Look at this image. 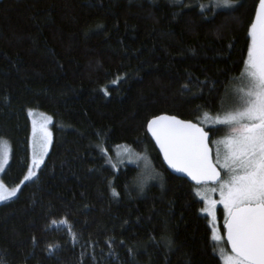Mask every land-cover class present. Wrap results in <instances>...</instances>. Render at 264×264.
I'll use <instances>...</instances> for the list:
<instances>
[{
    "label": "trees",
    "instance_id": "trees-1",
    "mask_svg": "<svg viewBox=\"0 0 264 264\" xmlns=\"http://www.w3.org/2000/svg\"><path fill=\"white\" fill-rule=\"evenodd\" d=\"M206 1L0 0L5 187L30 165L28 110L52 119L36 177L0 204V264H222L197 187L165 169L146 133L160 114L218 116L243 72L259 0ZM210 128L212 141L226 135ZM121 146L159 178L141 190L136 165L114 170L107 155Z\"/></svg>",
    "mask_w": 264,
    "mask_h": 264
},
{
    "label": "snow or ice",
    "instance_id": "snow-or-ice-1",
    "mask_svg": "<svg viewBox=\"0 0 264 264\" xmlns=\"http://www.w3.org/2000/svg\"><path fill=\"white\" fill-rule=\"evenodd\" d=\"M218 3L235 6L233 0H218ZM248 35L250 44L241 74L243 86L234 89L233 94L226 93L233 105L222 117L205 114L206 120L227 127L228 134L222 140H211V128L205 130L199 123L175 116H157L147 124V131L159 145L170 168L186 173L197 185L218 184L219 203L223 204L226 217L224 228L232 252L226 256L225 264H264V0H259ZM210 143L217 145L214 156ZM50 144L51 133L44 129L43 136L37 138L34 126L32 160L24 181L36 175ZM7 159L5 152L0 160V171ZM153 178H159V174ZM144 186L141 180L138 187L143 190ZM19 190L17 186L9 191L0 182V202L15 197ZM216 190L215 187L207 189ZM113 195H118L114 188ZM197 195L207 202L206 211L214 218L212 209L217 201L202 195L199 189ZM61 223L66 224V221ZM52 225L57 227L56 221H52ZM211 238L213 241L222 239L215 231ZM167 243L171 245L172 241Z\"/></svg>",
    "mask_w": 264,
    "mask_h": 264
},
{
    "label": "rangeland",
    "instance_id": "rangeland-1",
    "mask_svg": "<svg viewBox=\"0 0 264 264\" xmlns=\"http://www.w3.org/2000/svg\"><path fill=\"white\" fill-rule=\"evenodd\" d=\"M233 3L235 5V2H233ZM201 7L202 8L212 7L214 9H230V8H232V7L223 6L222 3H218V0H207L206 2H204L202 4ZM244 70H245V67L243 69V72H244ZM242 86H243V81H242L241 76H240V78L237 81H235L233 83V85L231 86L229 94H233L234 89L242 87ZM232 105H233V100L229 99L228 95H227L225 97V100H224L225 110L221 114H219L218 116L222 117L224 112L226 110H229ZM27 115H28L29 124H30V165H31L32 151H33V149H32L33 127L35 126L37 138H41L43 136V130L44 129H47V131H49L51 133L52 119L50 116H48V115H46V114H44V113H42L36 109H29L27 112ZM210 117H212V116H210ZM215 117H213V118H215ZM199 124H201V126L205 127V129H208L210 127L223 126V125H216L213 123L212 120H206L205 117L202 118V120L199 122ZM227 134H228V129L226 131V135ZM226 135H224L223 137H221L217 140H222ZM217 140H215V141H217ZM51 142H52V135H51ZM210 145L212 148V154L214 156L216 149H217V145L215 143H210ZM50 147H51V144L49 145V147L47 149V153L43 157V162H44L46 156L48 155V153L50 151ZM221 148H222V145H221ZM5 152H7L8 159H7V163L4 164L3 171H0V182H2L1 181L2 173L6 169L8 163H9V160H10V147L6 141L0 139V160L3 159ZM107 161H108V164L114 170H117L123 164L136 165L140 169V179L139 180H143L144 182L150 181L151 179L152 180L156 179L153 177H155L156 174L158 173V171L154 168L149 156L146 153L140 154V153H138V152L126 147V146H121L120 148L115 150L113 155L108 154L107 155ZM42 164L39 166V168L36 169V175L38 173V170L42 166ZM114 165H115V167H114ZM222 173L224 175L223 171H222ZM26 175H27V173H26ZM36 175L31 180H33L36 177ZM31 180H29V181H31ZM29 181H24V178H23L21 183L17 186H19V189H20L24 183L29 182ZM16 187H14V188H16ZM213 187H215L217 189L215 192L207 191V189H211ZM6 189L10 191L13 188L6 187ZM197 189H199V191L201 192L202 195H207L209 197V199L217 201L215 208L212 209V212L214 213V218H213V215H209V212L206 211V209L208 208V204L205 200L201 199V196L197 195ZM18 192H17V194H18ZM195 193H196L197 197L200 200H202V202H203L202 214L207 217L209 225H210L211 230H212V234H213V231H215L216 234L222 238L220 241H213V242L215 243L216 254L219 256L222 264H225L226 256L231 255L232 253L228 250L227 246L224 244V241H223L224 238L220 232V224L224 223L226 217H225V211H224L223 204L219 203V201H220L219 186H218V184L216 186H210V185L200 186V187H197L195 189ZM13 198L14 197H12L11 199H13ZM7 201H9V200L0 202V204L7 202ZM219 209L222 211V217L221 218H219V214H218ZM214 225H215V228L213 227Z\"/></svg>",
    "mask_w": 264,
    "mask_h": 264
},
{
    "label": "water",
    "instance_id": "water-1",
    "mask_svg": "<svg viewBox=\"0 0 264 264\" xmlns=\"http://www.w3.org/2000/svg\"><path fill=\"white\" fill-rule=\"evenodd\" d=\"M161 115L174 116V115H169V114H160V115H157V116H161ZM157 116H155V117H157ZM155 117L150 118V119L148 120V122H149L150 120H152L153 118H155ZM175 117H177V116H175ZM177 118L180 119V120H183V119H181V118H179V117H177ZM185 121H190V120H185ZM148 122H147V124H148ZM191 122H192V123H196V122H193V121H191ZM147 124H146V133H147L149 139L151 140L153 146L155 147L156 151L158 152V154H159V156H160V159H161V161H162V164H163V166L165 167V169H166L170 174H172V175H174V176H176V177L183 178V179L187 180V181H188L191 185H193L194 187L205 186V185H203V184H202V185H197V184L195 183V181H193L190 177L187 176L186 173H180V172H177V171H175L174 169H172V168H170V167L168 166L167 162H166V161L164 160V158H163V153L160 151L159 145L156 144L155 139L151 136V133H149V132L147 131ZM205 130H206V129H205ZM210 137H211V134H210ZM210 148H211V145H210ZM211 150H212V148H211ZM221 175H222V177H223L222 172H221ZM207 185L215 186V185H217V184H213L212 182H209ZM224 225H225V222L223 223V230H224V232H223V238H224V241H225V243H226V246H227L228 250L231 252V245H230V244L228 243V241H227V233H226V229L224 228ZM231 253H232V252H231Z\"/></svg>",
    "mask_w": 264,
    "mask_h": 264
}]
</instances>
